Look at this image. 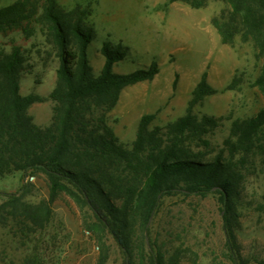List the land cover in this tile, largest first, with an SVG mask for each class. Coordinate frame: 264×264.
Listing matches in <instances>:
<instances>
[{
  "label": "trees",
  "instance_id": "16d2710c",
  "mask_svg": "<svg viewBox=\"0 0 264 264\" xmlns=\"http://www.w3.org/2000/svg\"><path fill=\"white\" fill-rule=\"evenodd\" d=\"M192 8L210 2L222 5L211 22L223 43L237 39L251 42L263 60L253 82L264 96V0H168ZM92 11L77 5L65 10L57 0H17L0 8V36L21 32L26 38L38 31L49 33L60 61L54 89L43 97L24 95L20 76L25 69L24 50L14 39L11 49L0 47V177L20 172L44 174L49 200L26 201L22 193L7 194L0 205V222H27L40 226L52 213L51 203L69 195L84 214L101 254L96 264L107 261L105 236L121 247L125 264H179L182 253L191 252L189 264H199L196 251L181 246L165 248L153 235V226L164 200L179 193L206 196L216 192L223 204L228 248L235 264H245L232 226L234 201L245 170L264 158V105L253 116L232 122L229 136L216 150L212 136L224 116L198 114L194 108L217 93L205 71L192 91L187 111L165 125H152L156 115L144 114L131 145L121 141L109 123L123 89L153 79L160 71L157 61L146 68L117 73L114 64L126 56V48L104 41L105 57L95 74L88 56L94 36L89 23ZM238 78L225 87L235 89ZM176 82H174V87ZM54 102L49 125H38L29 113L37 101ZM173 250V251H171Z\"/></svg>",
  "mask_w": 264,
  "mask_h": 264
},
{
  "label": "rangeland",
  "instance_id": "374dc122",
  "mask_svg": "<svg viewBox=\"0 0 264 264\" xmlns=\"http://www.w3.org/2000/svg\"><path fill=\"white\" fill-rule=\"evenodd\" d=\"M17 0H0V8ZM71 10L77 5L92 11L89 23L94 36L88 56L95 74L100 73L105 57L104 41L113 48H126V56L114 64L117 73H128L159 64V73L150 80L125 87L109 123L124 143L131 145L144 114L154 113L152 125L166 123L184 115L192 91L208 73V81L218 91L194 108L198 114L224 116L223 125L212 136L216 150L229 136L232 122L256 114L264 96L253 85L263 60L255 55L251 42L237 39L223 43L212 25L222 5L210 2L202 8L168 0H57ZM12 39L24 50L25 69L20 76L21 92L48 97L56 85L60 65L58 48L49 31L26 38L16 32L0 36V47L11 49ZM235 89L225 90L233 78ZM174 82L176 86L174 87ZM51 99L34 102L29 113L40 126L53 118ZM24 184L29 190L24 199L38 203L49 200V183L44 174L20 172L0 177V205L7 194H20ZM52 213L40 226L27 222L15 225L11 219L0 222V264H96L101 254L94 232L85 227L84 214L76 201L62 194L51 203ZM232 226L245 264H264V158L245 170L234 201ZM223 204L216 192L206 196L179 193L165 198L157 216L153 235L167 249L181 246L199 255V264H235L228 248L223 220ZM105 264H125L123 251L112 235L105 236ZM173 251V250H171ZM191 252L184 251L179 264H189Z\"/></svg>",
  "mask_w": 264,
  "mask_h": 264
}]
</instances>
